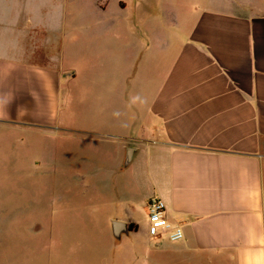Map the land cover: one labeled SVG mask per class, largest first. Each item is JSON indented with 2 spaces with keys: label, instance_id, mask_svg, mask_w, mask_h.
Returning <instances> with one entry per match:
<instances>
[{
  "label": "crops",
  "instance_id": "1",
  "mask_svg": "<svg viewBox=\"0 0 264 264\" xmlns=\"http://www.w3.org/2000/svg\"><path fill=\"white\" fill-rule=\"evenodd\" d=\"M262 2L239 11L204 1L188 32L167 33L148 126L125 130L124 90L103 95V128L76 134L102 143L104 161L78 171L80 190L55 197L39 228L27 229L38 264H264ZM77 8V0H0L1 131L61 125L62 87L74 79L64 75L74 72L63 67L62 37L78 24ZM104 20L100 36L119 39L118 17ZM153 198L183 228L181 241L150 238Z\"/></svg>",
  "mask_w": 264,
  "mask_h": 264
},
{
  "label": "rangeland",
  "instance_id": "2",
  "mask_svg": "<svg viewBox=\"0 0 264 264\" xmlns=\"http://www.w3.org/2000/svg\"><path fill=\"white\" fill-rule=\"evenodd\" d=\"M118 1L77 0L78 24L68 27L62 37L63 67L74 72L64 75H74V79L62 87L61 125L30 131L0 130V262L6 257L11 260L12 252L14 264H21V259L28 256L29 264H38L36 244L26 242L27 229L39 228L44 212L53 210L55 197L62 194L68 198L71 187L80 190L74 184H84L76 180L78 171L104 161L98 147L102 148V143L76 134L103 128V95L121 96L125 92L126 104L120 103L124 107L120 108V116L125 130H137L146 121L144 127L148 126L153 92L150 84L158 83L156 79L164 73L169 60L165 53L167 33L188 32L204 1L207 5H232L239 11L253 10L249 4L263 3V0H120L126 3L124 8ZM110 17L120 20L116 27L119 39L99 34L106 26L103 19ZM115 112L117 109L111 115ZM114 178L109 197L117 201L119 176Z\"/></svg>",
  "mask_w": 264,
  "mask_h": 264
},
{
  "label": "built area",
  "instance_id": "3",
  "mask_svg": "<svg viewBox=\"0 0 264 264\" xmlns=\"http://www.w3.org/2000/svg\"><path fill=\"white\" fill-rule=\"evenodd\" d=\"M147 218L150 238H165L171 243H177L183 239V228L168 221L166 207L161 199L153 198L149 201L147 205Z\"/></svg>",
  "mask_w": 264,
  "mask_h": 264
}]
</instances>
